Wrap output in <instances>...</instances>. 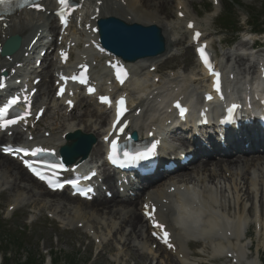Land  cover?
Segmentation results:
<instances>
[{"label": "bare ground", "instance_id": "1", "mask_svg": "<svg viewBox=\"0 0 264 264\" xmlns=\"http://www.w3.org/2000/svg\"><path fill=\"white\" fill-rule=\"evenodd\" d=\"M215 1L218 9L222 0ZM149 4L152 3L147 0H87L83 3V8L78 15V20L81 21L86 31L79 33L74 27L62 35L53 15L56 8L52 0L48 1V9L45 13L18 12L16 15L8 17L5 22L0 23V48L10 36H17L21 39L19 52L11 58L0 60V73L7 72L9 77L13 72L22 75L24 71L32 69L30 66L32 65V59H28V57L33 56L38 51L41 42L49 31H51V34L57 31L58 37L63 36L64 48H71L76 52L75 59H71L66 67H61L58 57L51 54L45 57L41 68L44 67V64L47 66L49 59L48 67H51L55 73L60 71L71 72L82 65H89L93 83L99 87L98 80L103 79V84L99 87V90L112 95L117 90V86H112L106 75V63L102 62L104 55L102 52H97L96 48L92 46L97 43V36L93 34L96 20L104 17H114L128 24H130V20L132 23H138L142 26L154 22L165 34L166 53L159 58L129 64L127 67L131 69L134 78L126 89L127 94H125L129 97L130 106L133 109L127 118L130 123V130L136 131L139 135L144 133L147 136L149 132L161 128L163 124L172 118L171 108L177 109V103L183 108H190L195 101L203 103V98L198 97V92L195 91L194 86L199 81L208 83L207 77L203 73L199 75L201 78L194 74L184 75L179 72H172L169 76L161 77L156 73H151L150 69L157 67L161 71L162 61L169 60L166 58L176 52V47L180 44V41L187 40L190 48L193 44L192 37L195 31H200L203 34L202 43H209L212 38L206 30L201 29L196 20L189 19L187 21V16L182 20L177 18L174 22L162 18L160 14L165 12L167 0H162L159 8L154 4L150 7ZM218 11L219 9L207 16L206 25L213 24L214 15ZM178 12L182 13L181 11ZM190 23L195 26L193 30L188 28ZM182 29L185 31L183 37L180 36ZM36 39L35 46L29 49L30 43ZM248 44L250 43L243 44V48H241L242 44L240 43V50L248 51L250 49ZM178 49L179 47H177V51ZM237 51H230L222 56V61L225 58L227 60L225 76L228 83V94L229 96H239L240 100H245V104L248 99H251L252 107L250 108H256V98L264 93V85L259 89L257 84H249L248 81L249 78L252 80L256 75L258 77V65L260 63L264 65V54L253 55L251 53H237ZM39 53L41 51L37 55ZM252 59H256V61L253 62ZM108 61L113 62L114 60ZM249 61L253 63L250 64ZM35 64L36 59L34 66ZM24 68L25 70H23ZM97 68L99 70H96ZM246 70L250 74L246 73ZM138 75L144 77L137 78ZM15 79H20V76ZM30 82L31 78L26 77L24 80L25 85H31ZM42 82L38 86L36 94L38 96H36L33 105L46 109L49 107L57 109L64 107L65 101L57 98L56 94L52 95V91L47 84L44 85ZM46 97L48 99L44 101ZM73 100L79 104L85 100L90 102L92 98H85L80 90L75 92ZM197 106H201V104H197ZM138 111H140V114H137ZM89 118H94V121L89 120ZM110 118V109L97 104L96 112L88 110L85 115L72 117L71 121L62 126L64 128L59 133L53 130L52 138L42 139L36 135V140L40 139L51 149L57 150L64 146L65 140L63 137L68 133L81 131L84 134H93L98 139V143L95 145L90 158L86 161V163H89L94 157L102 156L101 139ZM252 131H246L247 137L242 143L235 146L226 145L225 150L216 149L215 145L209 144L212 149L215 148L211 156L207 155L210 159H197L192 165L183 169H190V172H184L178 176L176 174L167 175L164 178L161 176L165 174H162L159 176V178L164 179L161 183H155L152 180V185L148 189H144L141 196L143 201L139 209L136 207L139 198L120 197L118 195L113 176L110 174L105 175L104 183L108 187L107 192L112 190L115 192L116 197L114 195L115 198L112 200L103 198L90 203L75 200L67 192L52 194L46 190L44 192L41 190L35 195V190L39 187L42 188V185L32 180L26 173L24 175L18 163L1 154L0 176L5 178V185L10 187V193L19 196L16 204L24 202L22 196L24 197L26 191L28 201H31L32 197H37L42 201L50 199V197L53 198L54 201L45 204L41 202L43 204L41 209H45L47 205H50L54 208L55 215L59 216L60 213L64 212L63 221L70 224H83L86 228L92 226V222L102 223L107 235L101 234L100 230L97 231V238L102 241L101 246L107 245V238L109 241L116 234L120 236L119 241L126 248L123 255L129 258L134 256L132 253L136 254L134 247L139 241L140 250L142 252L147 250L152 260H157V264H213L222 258L226 259L229 264L247 262H250L249 264H260L257 256L259 255V246H263V244H259L256 249V257H252L251 246L253 241L250 239L249 234L251 232L250 228L255 225L258 232L257 237L264 239V211H262L264 207V176H262V171L264 172V151L257 156H251V153L248 155L247 150L241 149L246 145L251 149H257L263 145L264 140L253 138ZM19 134L20 132L17 131L12 139L15 141ZM5 139V135H0V140ZM176 139L182 142L181 136H176ZM182 144L185 145L184 142ZM234 149L242 150L245 155H240L241 158L233 157ZM204 151L201 148L196 152V156ZM220 152L229 153V157H216V154ZM210 166H213L214 169H208ZM192 172L196 184L187 183V178L178 180L179 177L185 178ZM227 173H230V178L234 179L229 188L224 190V186L228 185L226 181L231 179H224L222 185L221 177ZM247 173L248 177L246 179ZM27 177L35 185L29 183ZM216 179L217 181H215ZM22 184L27 186L25 190L22 189ZM102 190L103 188L100 187L97 191L101 192ZM250 194H252V202L259 204V209L255 214V210L246 208L251 200ZM223 201L225 204L221 206L220 204ZM153 207H156L155 212L152 210ZM149 214L152 215L151 219H147ZM151 221L153 223L158 222L163 225V228L152 229L149 223ZM92 229H94L93 226ZM165 231L168 233L167 246L170 250L166 246L161 248L153 240L154 234L164 237ZM193 240H196V246L199 242L203 243L202 253H199L197 257L189 249L190 242ZM249 240L251 241L249 244L245 243ZM154 245H157L156 250ZM137 252V257L142 258L144 256L138 250ZM162 257H164V261H161ZM250 257L252 259H249Z\"/></svg>", "mask_w": 264, "mask_h": 264}, {"label": "rangeland", "instance_id": "2", "mask_svg": "<svg viewBox=\"0 0 264 264\" xmlns=\"http://www.w3.org/2000/svg\"><path fill=\"white\" fill-rule=\"evenodd\" d=\"M147 1L152 3V4H149L150 7L154 4L157 6V8H159V5L161 4L162 0H147ZM237 1L241 2L243 5H245L247 7H253L254 6L256 9H259L260 2H261L260 0H237ZM227 2H228V0H222V4H226ZM178 4H179V6H184V5L186 6L187 9H184L185 13H187V15L194 17V20L199 22L200 27H201V24H204V22H206L205 17L209 13V12L208 13L206 12L207 9L210 12H212L214 10L216 11L219 9L216 17L214 18L212 26L210 28H206L205 27L206 23H205L204 25H202L203 28H205V29H202V28L201 29L207 30L206 32H209L213 35L212 36L211 34L207 33L209 36L213 37L212 38L213 43H214L213 48L216 51V53H218L220 56L223 55L224 53H227L230 51H232V52L235 51L237 49V47L239 48L238 45H240V43L242 44L241 48H243V44L249 43L247 41V38L243 37V33L245 31L250 32V29L247 27V14H246V12H243V11L239 12L238 15H239L240 20H241L240 26L242 28V33H241L240 37L236 40V43L234 45H232L231 47H228L230 42H231V39H233V37L231 36V34L225 33L217 27V17L220 15V13L223 10V6L221 4H220L221 7H219L217 9L216 3H215V5H213L212 0H183V2H182V0H167V6L165 7V12L160 14V16L164 19L166 18V20H168V21L169 20L172 22L175 21L176 14L179 13L178 11H181V10L177 11V9L179 7ZM149 6H147V7H149ZM212 13H214V12H212ZM197 15L199 16L198 18H197ZM189 19H193V18L187 16V21ZM181 37H182V35H181ZM255 39H259V40L261 39L262 42L264 40V38H262V37L261 38L257 37ZM251 45L252 44L250 42V44H248V46H249L248 48H250ZM177 47L180 48V51L178 49L179 52L177 51ZM177 47H176V52L169 57V60H166V61H164L163 64H161L162 65L161 66L162 72L159 70L161 76L162 77L163 76H169L170 74H167V73L168 72L172 73L171 71H173V72L177 71L179 73L181 72L184 75H191V74H194L197 76L201 75V73L198 69L197 62H196L194 49H187V48H189L187 40L180 41V44H178ZM262 50L264 51V49H262ZM237 53H240V52L237 51ZM262 54H264V53H262ZM259 55H261V54H259ZM236 66L241 70V68L238 65H236ZM246 73L250 74L247 70H246ZM143 77H144L143 75H138L137 78H143ZM256 77H257V75L255 77H253V79ZM47 80L48 79H46L45 81H47ZM51 81H52V83L50 86L53 87V81L54 80H51ZM195 86H194L195 91H197L199 93L205 87V83L202 81H199V82H197V84H195ZM53 90H54V88H53ZM85 101H86V103H89V105L92 104L91 102H89L87 100H85ZM91 106L93 107V104L90 106H88V105L86 106V104H80V106H78V108L70 116V119H72V117H74L76 115H85L88 110L91 112H96V110H94ZM50 108H52V107H49L47 110H49ZM61 108H59V109H61ZM70 119L66 120V119H63L62 117L60 118L59 115H56V112L50 110L49 112H47L43 121L41 122V128L43 129V132H41V133L44 134L45 131H49V134L51 133V136H52V132H51L52 129L59 127L61 125L63 126ZM90 119L92 121H94V118L93 119L89 118V120ZM61 127L58 129H55V131H57L58 133L61 132V130L64 128V127H62V128ZM36 135L38 136V134H36ZM208 169L213 170L214 167L210 166ZM190 171H191L190 169H187L185 172H190ZM262 176H264L263 171H262ZM247 177H248V173H247L246 179H247ZM186 178L188 179L187 183L196 184L195 180L193 179V172L191 174H189L188 176H185V178L179 177L178 180H182V179H186ZM221 178H222V185L224 183V179H231L229 181H226L228 183L227 186L224 184L225 185L224 190H227V188H229V186L232 184V180L234 178H230V173L223 175ZM28 181H29V183L34 184L29 178H28ZM215 181H217V179ZM5 182H6L5 178L0 176V187H1L0 190H2V189L6 190V192H4L3 195H0V226H6V229H4L3 231L6 230L11 235L18 234V236H19L20 235L19 233H23L24 235H26L25 241L22 240L24 251L20 252L19 255H17L15 250L12 253V255H13L12 258H14L16 256L15 260H17L19 258L23 259V256H25V254L28 253L29 251H32V252L38 251V246H39L40 252L46 258L45 264H50L49 252H51V251H54L55 253H57V257L62 260L61 264H66V259H68V260L76 259V262L78 264H157V260L153 261L152 257H150L147 250L143 251V252L140 250V242L139 241L136 243L134 250L136 251V254H138V252H137V250H138L139 253L144 254V256L142 258L141 257L139 258V257H137L136 254L132 253L134 256L129 258L128 256L123 255L126 248H124L122 246V242L119 241L120 236H117L116 234L114 235V238L109 239V241L107 238V241H106L107 245H105L104 247L101 246L102 247V249H101L99 247L100 245L98 244V241L97 240L94 241L91 238L92 237L91 235H89L88 233H86L82 229H78L75 223L72 224L71 226H66L65 224H62L61 222L57 223L54 220H49L47 218V214L51 210L54 211V208L51 207L50 205H47L45 208L46 210H45V209H41V206L43 205L42 203L45 204V203L49 202L51 197H50V199H47V201L46 200L42 201V199H39L37 197H35V198L32 197L31 201H28V198L26 197V194H25L26 191H25L24 197L22 196V199H24V202L16 204L17 203L16 201L19 200V198H18L19 196L14 194V193H10V187L8 185H5ZM21 187L23 190H25L27 188V186L25 184H22ZM40 189H41L40 187L37 188L35 190L34 194L37 195V193L39 191H41ZM16 196H18V197H16ZM250 198H251V200L246 205V208L247 209L251 208V209L255 210L254 212H256V210L258 208V204L255 202L251 203L252 202V194H250ZM14 199H16V200L13 202ZM32 202H33V204L31 205ZM11 204L13 206H19V205L23 204L24 206L17 207V210L14 212V214L10 216V214H8V207ZM224 204L225 203L223 201L220 205L223 206ZM226 204H228V202H226ZM255 204H257V205H255ZM139 206H140V202L138 201L136 203L137 209H139ZM35 207H38V208H35ZM47 208H49L51 210H48ZM39 209L43 210V211H40ZM59 215H60L59 217L64 218L65 214L63 212V213H60ZM251 215L253 216L252 211H251ZM92 226H94L93 228L96 231L95 239H99V238H97V231L98 230H100L101 234L107 235L106 230L103 228L104 226L102 225V223L97 224V223L92 222ZM94 229H93V231H94ZM250 229H252V231L250 232L249 235L251 236L250 239L253 241L251 248L253 249V247H254V250L252 251L254 253L253 257H255V254L257 253L256 249L259 246V244L260 245L263 244V246H259L260 247L259 259H260V257L264 254V239L262 240L261 237H259V238L257 237V235H256L257 229L255 227H252ZM252 233H253V235H251ZM116 236H117V238L115 239ZM99 240L101 241V239H99ZM250 242H251L250 240L245 241V243H248V244ZM202 244H203L202 242H199L197 244V247H199L201 249V252H202ZM191 249H192V246H191ZM197 251H198L197 249L192 250L193 253H197ZM249 259H252V257H250ZM162 260L164 261V257L161 258V261ZM0 261H1V258H0ZM67 263H68V261H67ZM220 263L229 264L228 262H225L224 259L219 260L213 264H220ZM249 263L247 262V263H243V264H249Z\"/></svg>", "mask_w": 264, "mask_h": 264}, {"label": "water", "instance_id": "3", "mask_svg": "<svg viewBox=\"0 0 264 264\" xmlns=\"http://www.w3.org/2000/svg\"><path fill=\"white\" fill-rule=\"evenodd\" d=\"M111 22L115 23V25L105 21L100 23L103 30L102 36L104 38L105 47L122 57L124 60L134 62L138 59L155 57L164 52V44L161 33L156 27L143 28L140 26H133L126 28L117 21ZM108 25L111 26L109 29H107ZM106 30H110L112 33L116 32L118 38H111L112 42L116 43V47H112L107 44L108 39L110 38L106 34ZM70 139L78 140L79 144L76 152L81 157H84L87 152L90 151L93 143H95L92 136L83 135L81 133L71 136Z\"/></svg>", "mask_w": 264, "mask_h": 264}, {"label": "snow or ice", "instance_id": "4", "mask_svg": "<svg viewBox=\"0 0 264 264\" xmlns=\"http://www.w3.org/2000/svg\"><path fill=\"white\" fill-rule=\"evenodd\" d=\"M8 2H10V0H0V4H5V3H8ZM24 3H25L27 6L36 9L37 11H44L43 7H42V6L40 5V3H39V0H24ZM59 3H60L62 6H64V7L66 8V7H67V4H68V0H59ZM60 15H61V17H62V19H63V15H64V13H60ZM65 23H66V21H65ZM189 27H192V25H189ZM200 35H201V34H200L199 32H196V33H195V38L198 40L199 37H200ZM101 51H103V49H101ZM199 51H200L201 58L203 59L205 66L209 69V71L212 73V75H214L215 77H217L216 90H217V92H219V91H220V88H219V80H218L219 73H216V72L213 70L212 65H211V62H210V60H209V57H208L207 53L205 52L204 48H201ZM62 55H64V54L62 53ZM125 76H126V74H125ZM118 78H119V77H118ZM72 79H73V80H76V79H78V77L73 76ZM80 82H81V83H85L84 80H81ZM120 82L123 83L124 80L121 79ZM89 91L91 92V91H94V90H93V89H89ZM17 99H18V98H17ZM101 99H102L103 102H105V103H109V101H108V99H107L106 97H102ZM208 99L211 100L212 97L209 96ZM15 102H16V100L13 101V103H15ZM120 104H121V105L124 104V100H123V99L120 101ZM176 107L180 110V115L183 116V115L185 114V112H186V109H184L179 103L176 104ZM236 107H238V106H237V105H233V108H236ZM4 111L6 112L7 109H4ZM122 114H123V109H121V112L119 113V115H122ZM24 118H25V117H23V116L20 117L21 120H23ZM17 122H18V121H15V120L6 121V123L0 125V127H6L8 124H15V123H17ZM121 131H123V129H121ZM154 148H155V146H153V150H154ZM115 149H116V145L113 144V150L115 151ZM4 151H5L6 153L13 154V155H17V154L23 152V154H24L25 156H29V155H31V156H36L38 153L42 152L43 150H42V149H36L35 152L28 153V152L25 151L24 149H11V148H5ZM125 155H127V153H125ZM146 155H147V154L142 153V154H140L138 157H135V158H137V159H138V158H145ZM24 164H25V165H26V166H27V167H28V168H29V169H30L35 175H37L41 180H44V179H45V176L40 174V172H39V171L37 170V168L34 166L33 162H31V161H29V160H25V161H24ZM50 167H53V168H59V167H62V165H50ZM93 175H94V174H93ZM49 185L52 186V185H51V181H49ZM154 226L157 227V228H161V229L163 228V225H161V224H159V223H156ZM167 236H168V233L165 231V232H164V237H163L165 243H168ZM169 246L171 247V245H169Z\"/></svg>", "mask_w": 264, "mask_h": 264}, {"label": "trees", "instance_id": "5", "mask_svg": "<svg viewBox=\"0 0 264 264\" xmlns=\"http://www.w3.org/2000/svg\"><path fill=\"white\" fill-rule=\"evenodd\" d=\"M262 14H264V5H263ZM263 17H264V15H263ZM227 20H229L230 23L227 22ZM226 22H227V24H229L228 27H233L234 26V23H231L230 18L226 19ZM228 27L226 28L227 30H229ZM4 237L5 236L2 234V240L4 239ZM6 238H12V237H9V236L6 235ZM12 243L15 244L14 248H13V252L15 250L17 255H19L20 252L24 251L23 244L22 243H18L17 239L15 241H13ZM7 251H9L8 246L4 245L2 248H0V252H2L3 260H4L3 264H44L43 263V259L38 257L37 252L29 251L27 256H25L23 259L19 258V259L15 260L16 256L14 258H12L13 255H11V258L7 257V254H8ZM9 253H11V252H9ZM67 261H68V263H67ZM52 262H53V264H61L62 260L57 257V254L52 253ZM263 262H264V257H263ZM66 264H78V263L76 262V259H70V260L66 259Z\"/></svg>", "mask_w": 264, "mask_h": 264}]
</instances>
